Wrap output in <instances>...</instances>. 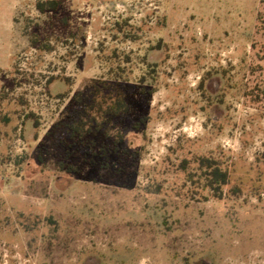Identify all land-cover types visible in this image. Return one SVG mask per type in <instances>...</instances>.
I'll return each instance as SVG.
<instances>
[{
  "label": "rangeland",
  "instance_id": "obj_1",
  "mask_svg": "<svg viewBox=\"0 0 264 264\" xmlns=\"http://www.w3.org/2000/svg\"><path fill=\"white\" fill-rule=\"evenodd\" d=\"M37 1L0 0V264H264V0ZM116 74L128 111L72 137Z\"/></svg>",
  "mask_w": 264,
  "mask_h": 264
},
{
  "label": "trees",
  "instance_id": "obj_2",
  "mask_svg": "<svg viewBox=\"0 0 264 264\" xmlns=\"http://www.w3.org/2000/svg\"><path fill=\"white\" fill-rule=\"evenodd\" d=\"M60 4L59 0L37 1L36 8L43 13L57 9ZM111 80L113 81H100L103 87L98 83L88 87L89 96L87 103L83 105V111L78 112L66 125L72 137H83L93 131L109 132L115 128L114 123L119 116L128 111L126 92L120 83V75L116 74ZM117 137L120 141L123 140L119 132H117ZM194 162L196 164L194 174L198 175L203 187L209 189L213 196L219 197L223 186L229 183V168L224 167L219 159L206 155L197 156ZM66 172L72 173L73 171L67 170Z\"/></svg>",
  "mask_w": 264,
  "mask_h": 264
}]
</instances>
